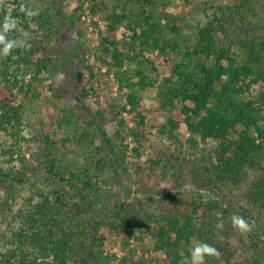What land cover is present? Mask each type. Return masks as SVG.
<instances>
[{
  "label": "trees",
  "instance_id": "16d2710c",
  "mask_svg": "<svg viewBox=\"0 0 264 264\" xmlns=\"http://www.w3.org/2000/svg\"><path fill=\"white\" fill-rule=\"evenodd\" d=\"M87 1L100 48L112 51L120 88L131 90L125 104L94 111L83 100L99 88L88 56L67 48L66 85L56 90L59 58L48 51L62 26H77L84 2L38 14L31 0L0 4V31L10 15L6 37L28 45L0 55V264H189L201 241L220 253L206 264H264V0H236L242 20L233 27V6L209 0ZM147 88L156 104L144 102ZM60 93L73 105H61ZM35 103L49 110L50 127L29 134ZM123 109L134 125L117 118ZM154 116L164 139L155 145ZM113 117L120 126L111 132ZM240 191L242 202L231 197ZM234 213L250 232L231 226ZM105 229L123 232L124 245L135 237L148 246L139 257L106 251Z\"/></svg>",
  "mask_w": 264,
  "mask_h": 264
},
{
  "label": "rangeland",
  "instance_id": "374dc122",
  "mask_svg": "<svg viewBox=\"0 0 264 264\" xmlns=\"http://www.w3.org/2000/svg\"><path fill=\"white\" fill-rule=\"evenodd\" d=\"M213 1L216 4H222L225 5V7L233 6L234 3H236V0H209ZM83 3V6L79 8V15L81 16L80 20H78L77 26H75L70 32H67V27L62 26L60 29V33L57 38L58 41L54 42L53 45L49 47L50 52H52L53 58H59L52 60L53 63L59 65L56 66V73L58 78L53 82V86L56 90L61 89L64 85H66V80L67 77L64 76V74H61V70L63 65L67 66V57L62 58L63 56L67 55V48L79 46L81 49V56L84 54L88 56L89 62L92 63L95 67L96 72H98V80L99 82V88L98 91H91L87 97H84L83 100L86 103L87 107L91 110L94 111L98 109L99 107L106 106V107H112V105L116 104L119 105L120 103L125 104L127 102L126 95L129 93L131 90L129 88L124 87L123 89L120 88V83L118 81V77L116 74L117 70H120L116 64H115V59L113 57L112 51H107L105 52L103 48H100V30L98 27V17L94 15L91 11V3L87 0H31V12L32 14H38L41 12V10L46 9L47 11H54L56 10H62L64 13H72L75 7H78L80 3ZM186 0H176V3L179 4V6H182L183 3H185ZM203 2V1H202ZM202 2L200 0H193L191 4L194 5H199ZM53 5V6H52ZM195 6V7H196ZM233 10H228V12H232L229 18L230 20L236 21V23L241 22V13L234 12L237 10L234 6ZM251 15V14H250ZM193 16H198V18L203 19V13L197 10L196 15ZM192 16V18H193ZM252 16V15H251ZM256 15H253V17ZM256 18V17H254ZM234 25L235 22H233ZM101 27L104 29L105 28V23H101ZM82 28V29H80ZM81 31V32H79ZM122 31L119 30L118 34L121 35ZM218 37L224 38V31L220 29L218 31ZM43 51V50H42ZM40 51L38 54L39 55H45L44 52ZM62 58V59H61ZM59 61V62H58ZM66 63L64 64V62ZM76 61L81 63L79 58H76ZM26 64L22 65V69L26 70L27 67H25ZM127 66V62L123 65L125 68ZM47 74V73H45ZM52 76V75H50ZM103 79V81H102ZM106 81V82H105ZM261 85H255L251 88L250 93L251 95H255L260 93ZM45 91L50 93V88L44 87ZM62 90V89H61ZM72 94L75 97V95L78 94L77 90H72ZM155 93L156 90L154 88H147L145 91V100L144 102L146 103H153L156 104L155 102ZM61 99L59 100V103L64 106H70L73 105V99L70 95H67L65 93H60ZM88 109V110H89ZM49 110L47 108H43L40 103H35L34 106L32 105L29 107L27 110V115H26V128L27 132L29 134H36L40 130L45 129L50 127L49 125V119L48 115ZM116 115V113H115ZM117 118H124L129 126L134 125V121L131 119V114L127 110H121L119 113H117ZM111 118V121H108L107 123V128L109 131L113 132L116 130L120 124L118 119ZM158 118L157 116H154V118L149 122L150 124H155L157 122ZM149 134L153 132L151 136V140L153 141L152 144L160 143L164 139L160 138L159 135H154L157 133L156 128H153L152 125L149 127ZM180 134L182 138L185 140L187 136L189 135V131L186 128L185 124H181L180 127ZM128 140L131 141V137H128ZM72 160L74 159L73 156L71 155ZM130 160H133L132 156L128 157ZM246 190V189H245ZM242 189V191H245ZM235 200L239 199V202H242L243 198V193L240 191L239 192V198L237 196H231ZM106 234H107V239L105 243V249L106 251H115L119 256L123 255H128L130 257L133 256H140L143 253V250L147 248L148 245L144 244H138V241L135 237H131L129 240V244L124 245L122 243L123 238L125 237V234L123 232H118L115 234L109 233L108 229H105ZM126 238V237H125ZM125 242V241H124ZM149 241L147 240V243Z\"/></svg>",
  "mask_w": 264,
  "mask_h": 264
},
{
  "label": "clouds",
  "instance_id": "9594fccd",
  "mask_svg": "<svg viewBox=\"0 0 264 264\" xmlns=\"http://www.w3.org/2000/svg\"><path fill=\"white\" fill-rule=\"evenodd\" d=\"M4 0H0V4H3ZM21 11H25V8L21 6ZM15 27V22L11 19L10 15L5 17L3 31H0V55L7 56L11 53L13 48H25L27 47V40L24 38L8 39L6 33ZM231 226L238 230L242 234H246L252 230L254 226L249 220L238 213H234L229 217ZM218 229H223L224 221L222 218H218L217 223L214 225ZM190 261L189 264H206V258L218 257L220 255L219 250L207 243L198 242L189 248Z\"/></svg>",
  "mask_w": 264,
  "mask_h": 264
}]
</instances>
